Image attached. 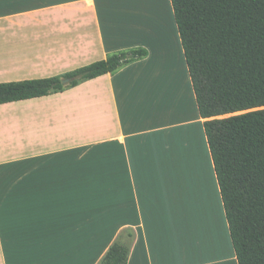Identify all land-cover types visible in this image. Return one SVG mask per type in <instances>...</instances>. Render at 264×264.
Instances as JSON below:
<instances>
[{"label": "crops", "instance_id": "obj_1", "mask_svg": "<svg viewBox=\"0 0 264 264\" xmlns=\"http://www.w3.org/2000/svg\"><path fill=\"white\" fill-rule=\"evenodd\" d=\"M135 48L115 74L0 105V264H100L125 231L128 264H238L172 1L0 0V83Z\"/></svg>", "mask_w": 264, "mask_h": 264}, {"label": "trees", "instance_id": "obj_2", "mask_svg": "<svg viewBox=\"0 0 264 264\" xmlns=\"http://www.w3.org/2000/svg\"><path fill=\"white\" fill-rule=\"evenodd\" d=\"M171 1L238 264H264V0ZM148 55L135 48L0 83V105L64 92ZM133 238L123 232L100 264H128Z\"/></svg>", "mask_w": 264, "mask_h": 264}, {"label": "rangeland", "instance_id": "obj_3", "mask_svg": "<svg viewBox=\"0 0 264 264\" xmlns=\"http://www.w3.org/2000/svg\"><path fill=\"white\" fill-rule=\"evenodd\" d=\"M6 173H7L6 169L0 168V174H3V175H0V190L7 187L6 186ZM7 203H8L7 197H0V224L1 223L7 224Z\"/></svg>", "mask_w": 264, "mask_h": 264}, {"label": "bare ground", "instance_id": "obj_4", "mask_svg": "<svg viewBox=\"0 0 264 264\" xmlns=\"http://www.w3.org/2000/svg\"><path fill=\"white\" fill-rule=\"evenodd\" d=\"M181 184H182V183H180L179 180L176 181V185H175V187H177L176 193L178 192L179 187L181 188V186H180ZM178 194H179V192H178ZM183 206H184V207H183V210H185V213H187L188 210H187V208H186V202H184V201H183ZM183 215H184V214H183ZM186 215H188V214H186ZM184 216H185V215H184ZM183 218L185 219V217H183ZM187 218H188V217L186 216V219H187ZM217 220H218V219H217ZM184 221H185V220H184ZM187 222H188V219H187ZM182 223H183V222H182ZM185 223H186V222H185ZM220 228H221V226H220ZM193 237H194V236L192 235L191 239H194ZM220 237H221V236H220ZM224 237H225V236H224ZM223 239H225V238L222 237V240H223ZM194 242H195V241H194ZM194 242H192V244H193ZM222 242H223V241H222ZM192 246H193V245H192ZM196 246H197V245H196ZM196 246H195V247H196ZM191 250H192V248H191ZM196 250H197V249H196ZM194 251H195V250H194ZM195 253H197V252H195ZM193 254H194V253H193ZM195 255H196V254H195ZM192 257H193V256H192ZM196 257H197V256H196ZM194 260H195V259H194ZM191 261H192V260H191Z\"/></svg>", "mask_w": 264, "mask_h": 264}]
</instances>
